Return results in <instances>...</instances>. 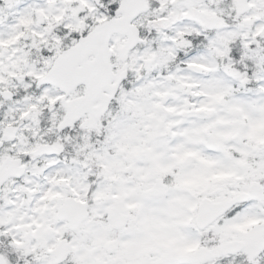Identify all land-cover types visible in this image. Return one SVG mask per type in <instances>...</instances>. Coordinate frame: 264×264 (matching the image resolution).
I'll return each instance as SVG.
<instances>
[{
	"label": "snow or ice",
	"instance_id": "6c2138e0",
	"mask_svg": "<svg viewBox=\"0 0 264 264\" xmlns=\"http://www.w3.org/2000/svg\"><path fill=\"white\" fill-rule=\"evenodd\" d=\"M0 264H264V0H0Z\"/></svg>",
	"mask_w": 264,
	"mask_h": 264
}]
</instances>
